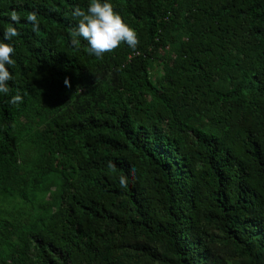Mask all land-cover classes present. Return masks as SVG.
<instances>
[{
    "label": "trees",
    "instance_id": "trees-1",
    "mask_svg": "<svg viewBox=\"0 0 264 264\" xmlns=\"http://www.w3.org/2000/svg\"><path fill=\"white\" fill-rule=\"evenodd\" d=\"M110 2L139 44L97 57L89 0H0V264H264V0Z\"/></svg>",
    "mask_w": 264,
    "mask_h": 264
},
{
    "label": "clouds",
    "instance_id": "clouds-1",
    "mask_svg": "<svg viewBox=\"0 0 264 264\" xmlns=\"http://www.w3.org/2000/svg\"><path fill=\"white\" fill-rule=\"evenodd\" d=\"M72 15L79 22L73 32L72 45H78L81 40L86 41L90 54L102 57L105 53L126 44L135 49L139 44L136 31L131 28L113 8L110 0H89L86 9L75 7ZM13 21H19V17L13 16ZM27 21L32 24L34 30L40 26L36 14H29ZM18 33L14 27L5 30L4 39L0 40V95L7 96L10 93L9 81L13 79L10 66L15 64V47L5 41H10ZM20 95L12 97L11 103L22 101ZM120 185L126 186V179L121 177Z\"/></svg>",
    "mask_w": 264,
    "mask_h": 264
},
{
    "label": "rangeland",
    "instance_id": "rangeland-1",
    "mask_svg": "<svg viewBox=\"0 0 264 264\" xmlns=\"http://www.w3.org/2000/svg\"><path fill=\"white\" fill-rule=\"evenodd\" d=\"M161 64V63H160ZM160 64H156L154 68V76H159L161 74L162 68L160 67ZM51 196V191L48 195V198ZM215 233V240H214V245H213V252L215 254V257L217 259L218 264H249L247 258L241 256L239 253V249L234 246V244L230 241H227L225 236L220 233L218 230L214 231ZM150 244L152 247L155 245L152 241L142 238L138 242L131 243V247L125 252V255L127 256V260L131 264H159L158 262H153L146 256L140 255L138 252L135 250V246L137 244ZM162 244L156 245V247H161ZM162 250L164 251V248L162 246ZM215 261L214 258L209 260V264H213Z\"/></svg>",
    "mask_w": 264,
    "mask_h": 264
}]
</instances>
